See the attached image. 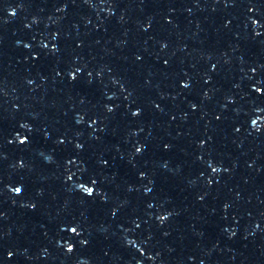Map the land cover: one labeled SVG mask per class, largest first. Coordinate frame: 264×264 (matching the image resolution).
Listing matches in <instances>:
<instances>
[{
	"label": "snow or ice",
	"instance_id": "1",
	"mask_svg": "<svg viewBox=\"0 0 264 264\" xmlns=\"http://www.w3.org/2000/svg\"><path fill=\"white\" fill-rule=\"evenodd\" d=\"M21 142H23V141H21ZM16 191H17V192H19V191H20V189H19V188H17V189H16ZM89 192H91V189H89ZM71 231H72V232H75V231H76V229H75V228H72V229H71ZM69 250H71V247H70V246H69Z\"/></svg>",
	"mask_w": 264,
	"mask_h": 264
}]
</instances>
